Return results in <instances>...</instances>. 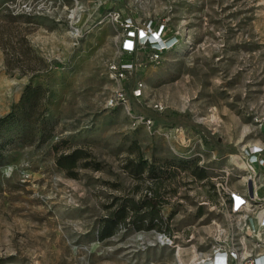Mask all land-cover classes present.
<instances>
[{
	"label": "rangeland",
	"instance_id": "1",
	"mask_svg": "<svg viewBox=\"0 0 264 264\" xmlns=\"http://www.w3.org/2000/svg\"><path fill=\"white\" fill-rule=\"evenodd\" d=\"M148 23L179 35L157 59L122 47ZM132 54L115 76L110 66ZM27 83L45 87L41 105L0 127V264H192L219 244L257 246L239 227L255 220L264 190L240 210L231 193L253 196L249 180L254 193L264 179V166L249 179L240 155L264 147V0H0V116ZM134 99L189 110L238 151L221 155L184 125L153 127L131 110ZM75 147L100 168L58 166ZM138 150L174 165L197 158L208 176L167 180L161 230L119 225L100 239L114 198L141 196L123 168Z\"/></svg>",
	"mask_w": 264,
	"mask_h": 264
},
{
	"label": "trees",
	"instance_id": "2",
	"mask_svg": "<svg viewBox=\"0 0 264 264\" xmlns=\"http://www.w3.org/2000/svg\"><path fill=\"white\" fill-rule=\"evenodd\" d=\"M162 34L165 38L175 39L179 37L178 34L174 33V30H169L166 26L162 27ZM139 47V44H137L136 49ZM143 47L152 51L149 45ZM134 59L135 57L132 54L124 60V63L133 64ZM45 92L46 89L41 84L27 83L18 102L12 104V108L8 113L0 116V127L3 124L13 123L25 119L27 116L29 117L30 113L32 114L41 105ZM131 110L152 120L153 127L158 125L169 127L184 125L194 128L195 134L201 135L204 144L212 149L218 148L221 155L226 152H237L235 146H222L221 142L216 140V134L211 133L204 124L195 121L189 110L181 111L171 107L153 108L141 104L135 99ZM90 157V154L83 148L75 147L60 153L56 157V163L68 174L75 175V169L77 168L89 166L94 169L100 168V163L91 160ZM123 168L135 179V187H133L132 192H140L141 196L136 199L126 193L123 196L114 198L101 220L98 231L100 239L113 235L119 225L136 229L155 228L161 230L164 221L161 215V205L164 200V192H166L167 180L170 177L178 176L181 170L200 180L208 176L205 168L198 165L197 158L183 160L174 165L169 160L148 159L139 150L135 157L128 158L123 164Z\"/></svg>",
	"mask_w": 264,
	"mask_h": 264
},
{
	"label": "built area",
	"instance_id": "3",
	"mask_svg": "<svg viewBox=\"0 0 264 264\" xmlns=\"http://www.w3.org/2000/svg\"><path fill=\"white\" fill-rule=\"evenodd\" d=\"M109 16L114 19H118L120 18V12L110 10ZM123 21L126 27L131 26L133 22L130 16L125 17ZM175 40L176 38H165L162 34V28L156 30L155 26L153 27L151 23H148L145 27L141 28L139 33L136 29H131L128 37L125 38L122 47L123 50L127 52H133L136 50L137 44H139V46L149 45L152 50L151 58L157 59L162 53L161 51L172 46ZM132 66V63L122 62L119 65L112 64L110 69L113 71L115 76L124 77L125 70ZM134 94L139 95L140 88H136L134 90ZM112 101L113 100H111V102ZM240 155L246 158L245 165L247 172H249L248 178L254 179L257 173L256 167L264 166V147L257 145L249 146L243 148ZM261 187L264 190V179L258 186H256L253 196H250L249 193L246 196H242L241 194L232 192L231 197H233V210H240L243 205L248 203V200L258 197ZM263 198L264 195H262V199ZM239 229L241 231L242 238L251 237L254 239L257 243L255 248H251L250 251L245 253V251L241 249L242 247H239L240 243L233 242L231 245L219 244L216 246L213 254L202 257L192 264H264V202L260 203L255 220L252 221V219H250L247 221L244 219ZM218 254L221 258L217 257Z\"/></svg>",
	"mask_w": 264,
	"mask_h": 264
},
{
	"label": "water",
	"instance_id": "4",
	"mask_svg": "<svg viewBox=\"0 0 264 264\" xmlns=\"http://www.w3.org/2000/svg\"><path fill=\"white\" fill-rule=\"evenodd\" d=\"M248 187H249L250 194H253V184H252L251 180H249V182H248Z\"/></svg>",
	"mask_w": 264,
	"mask_h": 264
},
{
	"label": "bare ground",
	"instance_id": "5",
	"mask_svg": "<svg viewBox=\"0 0 264 264\" xmlns=\"http://www.w3.org/2000/svg\"><path fill=\"white\" fill-rule=\"evenodd\" d=\"M218 258H221V256L218 254V256H217ZM194 260V259H193Z\"/></svg>",
	"mask_w": 264,
	"mask_h": 264
},
{
	"label": "crops",
	"instance_id": "6",
	"mask_svg": "<svg viewBox=\"0 0 264 264\" xmlns=\"http://www.w3.org/2000/svg\"><path fill=\"white\" fill-rule=\"evenodd\" d=\"M238 151V150H237Z\"/></svg>",
	"mask_w": 264,
	"mask_h": 264
}]
</instances>
